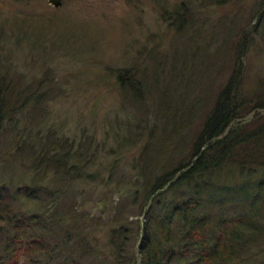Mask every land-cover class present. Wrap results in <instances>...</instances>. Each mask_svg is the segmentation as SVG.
Returning <instances> with one entry per match:
<instances>
[{
  "label": "rangeland",
  "instance_id": "rangeland-1",
  "mask_svg": "<svg viewBox=\"0 0 264 264\" xmlns=\"http://www.w3.org/2000/svg\"><path fill=\"white\" fill-rule=\"evenodd\" d=\"M177 6L189 17L170 25L161 9ZM259 9L264 0H61L59 7L48 0H0V79L6 87L28 84L47 92L37 116L42 136L51 129L83 152L90 147L81 171L112 174L111 184L75 181L74 197L83 193L93 205L101 199L106 206L97 213L127 201L129 220H141V200L133 203L125 189L141 183L138 170L157 156L172 165L187 159L240 45L246 46L245 76L264 77ZM118 69L135 74L139 87L129 88L127 80L120 87ZM20 118L15 129L23 133L33 116ZM14 126L0 130L5 176L16 173L9 149ZM138 243L132 238L127 250Z\"/></svg>",
  "mask_w": 264,
  "mask_h": 264
},
{
  "label": "trees",
  "instance_id": "trees-1",
  "mask_svg": "<svg viewBox=\"0 0 264 264\" xmlns=\"http://www.w3.org/2000/svg\"><path fill=\"white\" fill-rule=\"evenodd\" d=\"M263 13L254 14L260 22ZM161 15L170 25L189 17L181 6ZM245 51L240 45L187 159L172 165L157 156L138 170L141 183L125 189L141 200V220H129L127 201L97 213L101 199L74 197L75 181L111 184L112 174L81 171L90 147L83 152L51 129L42 136L37 116L47 92L0 79V130L15 125L17 165L5 176L0 163V264H264V77L245 76ZM128 72L117 70L120 87L127 80L137 89ZM24 111L33 123L22 133L15 127Z\"/></svg>",
  "mask_w": 264,
  "mask_h": 264
},
{
  "label": "water",
  "instance_id": "water-1",
  "mask_svg": "<svg viewBox=\"0 0 264 264\" xmlns=\"http://www.w3.org/2000/svg\"><path fill=\"white\" fill-rule=\"evenodd\" d=\"M48 4L53 7H59L61 4V0H48Z\"/></svg>",
  "mask_w": 264,
  "mask_h": 264
}]
</instances>
